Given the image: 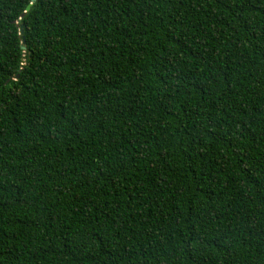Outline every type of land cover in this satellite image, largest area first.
<instances>
[{"label":"trees","instance_id":"16d2710c","mask_svg":"<svg viewBox=\"0 0 264 264\" xmlns=\"http://www.w3.org/2000/svg\"><path fill=\"white\" fill-rule=\"evenodd\" d=\"M0 264H264V0H0Z\"/></svg>","mask_w":264,"mask_h":264},{"label":"water","instance_id":"95a60500","mask_svg":"<svg viewBox=\"0 0 264 264\" xmlns=\"http://www.w3.org/2000/svg\"><path fill=\"white\" fill-rule=\"evenodd\" d=\"M29 8V5L26 6V10ZM23 32L22 24L20 25V33ZM24 41V40H23Z\"/></svg>","mask_w":264,"mask_h":264}]
</instances>
